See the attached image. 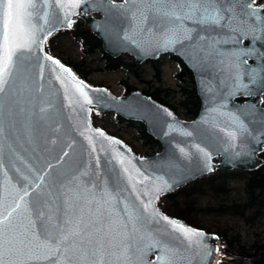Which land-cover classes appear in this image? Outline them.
<instances>
[{"label": "snow or ice", "instance_id": "6c2138e0", "mask_svg": "<svg viewBox=\"0 0 264 264\" xmlns=\"http://www.w3.org/2000/svg\"><path fill=\"white\" fill-rule=\"evenodd\" d=\"M81 5L102 11L145 55L178 52L210 77L201 80L204 108L191 125L162 106L134 105L168 138L154 159L137 162L86 116L63 123L65 110L90 113L89 105L109 100L44 50L54 31L72 27ZM239 95L257 99L233 105ZM261 102L264 0H0V264H211L213 237L156 201L211 171L214 154L264 150ZM25 112L28 148L17 128ZM41 123L42 142L32 135ZM49 136L57 155L48 154Z\"/></svg>", "mask_w": 264, "mask_h": 264}, {"label": "rangeland", "instance_id": "374dc122", "mask_svg": "<svg viewBox=\"0 0 264 264\" xmlns=\"http://www.w3.org/2000/svg\"><path fill=\"white\" fill-rule=\"evenodd\" d=\"M89 36L86 26L82 25L81 21L78 24L74 23L70 31L58 32L53 36L48 43L49 50L72 64L77 69L76 72L92 85H104L115 95L133 89H139L147 94L156 93L159 97L157 99L171 105L179 117L191 119L195 115L198 108L196 96L192 92L185 94L177 86L180 81L177 79L179 62L176 59L164 55L159 62L146 61L134 64L132 57L123 55L122 60L118 61L124 65L111 68L109 64L112 61H108L101 48H89L85 44L87 42L85 39L90 38ZM156 66L159 67L158 71L155 70ZM185 77L187 90H190L192 89L190 76ZM91 122L108 134L123 140L136 154H153L160 150L159 143L144 135L140 124L122 121L112 112L99 113L93 110ZM223 173L230 176L227 178L230 181L228 180L226 191L215 193L213 185L208 184L210 181L205 183L199 180V185L192 186L179 195V208L184 209L189 204L191 219L197 218L198 221H195L197 224L210 229L225 230L227 238H239L247 244L264 238V220L250 224L238 215L213 210L221 203L230 204L245 197L243 179L248 174L238 170ZM262 210L264 211V208ZM226 257L224 253L219 254L217 263H222Z\"/></svg>", "mask_w": 264, "mask_h": 264}, {"label": "water", "instance_id": "95a60500", "mask_svg": "<svg viewBox=\"0 0 264 264\" xmlns=\"http://www.w3.org/2000/svg\"><path fill=\"white\" fill-rule=\"evenodd\" d=\"M117 3H120V2H117ZM78 10H80V12L77 11L76 15H79L88 24L89 29L94 34H96L98 37L101 38L103 49L107 53H109L110 55L116 56L121 52H128L129 54L134 56V61L137 63L141 62L142 60H144L146 58H153V57H157L159 55V54L158 55H145L143 52H141L139 49H137L134 45L130 44L127 41H123V30L122 29L117 30V29L111 28L108 25V23L106 22L105 17H104V13L102 11L90 8V9H88L87 12H85L84 11V5H81V8ZM91 12H99L101 14V16L99 18H94L91 15ZM61 28H64V27H61ZM248 43H249V41H248ZM247 44H245V45H247ZM168 51H172V50H168ZM161 52H165V51H161ZM172 52H174L176 55L180 56L182 58V60L187 64V66L193 72V76H194V80H195V84H196V91H197L199 99H200L199 111L193 120L184 121V120L179 119L173 113V111L170 110L168 107L158 103L157 101L152 99L150 96L142 94L138 90L131 91V92H129L125 95H121V96H114L113 94H111L107 90V93L104 94L106 97L109 98L107 106L100 107L97 105L98 110L112 109L127 119H136V120L142 121L146 126L147 132L152 134L155 138H157L160 141V143L162 145V149L160 152H157L153 155L138 156V155H135L131 151V155H133L134 157L137 158V162H139L140 157H144L146 159L151 160V159L156 158L158 154H163L165 151V148L168 146V138L163 136L162 134L158 135L157 132L154 130V127L152 124H150L145 119H141L139 114L137 113L134 105H136V104H147V105L162 106L163 108H167L168 110H170L173 113L175 119L179 122H182L185 126L191 125L194 121H197L199 119V117L201 116L202 110L204 108V93H202V91H201V80L210 79V77L202 76V75L198 74L197 71L194 70V68L185 60V58L182 55H180L178 52H175V51H172ZM252 63H254L253 60L249 64H252ZM46 76H47V73H46ZM94 88L105 89L103 87H94ZM239 96H244V95H239ZM60 98L62 100V93L60 94ZM256 99H257V97H255V96H249V99H247V100L248 101H255ZM231 103L233 105L242 104V103H238V102L234 101V99L231 101ZM94 105H96V104H94ZM258 106H259V108L264 109L263 107H261L260 104ZM63 115H64L63 123L65 125L71 124L74 126L81 115L86 116L89 120V113L78 114V113L72 112L71 109L65 110ZM69 117H71V119H69ZM26 118H27V112H25L23 116L18 117L19 122L17 124L18 135L20 136L21 140L25 142L21 146L22 148H28L29 147V145L27 144L28 132L26 130V125H25V119ZM92 128H94V127L92 126ZM43 131H46V129L44 128L43 124L41 123L39 125V131H33V133H32L33 138H39V141L42 142L43 137L40 135V133ZM73 135L76 138L83 140V138L79 137L78 133L75 132L74 128H73ZM173 135H176L177 139H180L179 134L174 133ZM50 140H51V137L49 136V143H48L47 147H49L51 149V152L48 154L57 155V153L60 150L59 145H55V146L51 145ZM84 143L86 145L87 142L84 141ZM124 146H126L124 143L120 146L122 151H127V149H129V148L127 146L125 148ZM260 147L262 148V145ZM256 152H255V154L245 153V154H242L241 156H238V157L226 156L223 153H217V154L221 155L222 160L218 163H215V164L212 162V165H213V167H220V168H232V167L252 168V167L256 166L257 164H259V162H260V159L257 158V156H256ZM22 154L27 156L26 152H22ZM48 154H46V155H48ZM217 154H214L213 156H215ZM206 172H209V171L196 172L193 175L189 176L185 181L180 182L179 184L187 182L188 180H190L194 177H197V176H199L203 173H206ZM179 184H177V185H179ZM176 186H174V187H176ZM206 236H212L213 237L211 243H213L216 247L217 246L216 236L213 234H206ZM152 254H154V256H155V253H152ZM214 255H215V251L213 252V254L210 258L211 263L213 261ZM248 258L254 264H264V258L259 256V255H250V256H248Z\"/></svg>", "mask_w": 264, "mask_h": 264}, {"label": "trees", "instance_id": "16d2710c", "mask_svg": "<svg viewBox=\"0 0 264 264\" xmlns=\"http://www.w3.org/2000/svg\"><path fill=\"white\" fill-rule=\"evenodd\" d=\"M185 72H189L186 70ZM193 89V88H192ZM185 90L187 93H193L194 96V90ZM154 97H158L156 93H153ZM159 98V97H158ZM192 103V102H191ZM142 132L147 137L151 138L149 135H147L142 129ZM220 174H217L216 172L204 177H201L199 179H196L194 181H191L190 183H187L185 185H182L175 190H173L170 193H167L166 195H163L159 198L158 204L162 206V208L168 212L169 214L180 218L181 220L197 225V226H203L197 224L195 221H198L197 218L193 217L191 219L190 215V205L188 204L184 209L179 208V195L181 193L185 192V190H189L192 186L199 185L198 182L201 180V182H209V185H213V190L215 193L224 192L227 190L228 182L230 179H227L226 175L223 172H219ZM214 177V178H213ZM229 180V181H228ZM243 187L245 190V197L243 200H235L233 203L230 204H219L217 205V209H213L216 211H221L224 214H235L239 215L241 217H244V212L246 210H250V214L245 216L244 218L247 220H253L258 217V210L263 206L264 200V171L263 169L255 170L253 172H250L248 176L243 179ZM187 208V209H186Z\"/></svg>", "mask_w": 264, "mask_h": 264}, {"label": "flooded vegetation", "instance_id": "af4514ba", "mask_svg": "<svg viewBox=\"0 0 264 264\" xmlns=\"http://www.w3.org/2000/svg\"><path fill=\"white\" fill-rule=\"evenodd\" d=\"M257 1H259V0H257ZM236 260H240V259L237 257V258H235V261H236Z\"/></svg>", "mask_w": 264, "mask_h": 264}]
</instances>
